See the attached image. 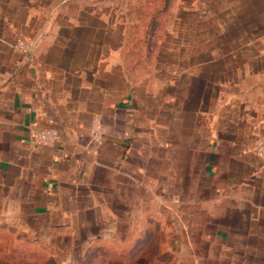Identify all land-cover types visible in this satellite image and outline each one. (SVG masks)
Returning <instances> with one entry per match:
<instances>
[{"label": "crops", "instance_id": "crops-1", "mask_svg": "<svg viewBox=\"0 0 264 264\" xmlns=\"http://www.w3.org/2000/svg\"><path fill=\"white\" fill-rule=\"evenodd\" d=\"M19 5L0 0V228L108 220L109 241L145 240L135 264H264V104L188 91L157 102L153 128L126 71L85 36L28 29ZM20 34L28 51L13 49ZM46 127L58 140L39 145Z\"/></svg>", "mask_w": 264, "mask_h": 264}, {"label": "rangeland", "instance_id": "rangeland-1", "mask_svg": "<svg viewBox=\"0 0 264 264\" xmlns=\"http://www.w3.org/2000/svg\"><path fill=\"white\" fill-rule=\"evenodd\" d=\"M17 1L15 14L29 20L28 29L85 36L118 73L126 71L153 128L157 102L172 105L188 91L198 101L203 92L215 100L219 91L237 89L250 108L264 104V0ZM104 225L100 231L92 218L40 219L35 227L4 220L0 264L144 261V239L127 249L109 241L108 220Z\"/></svg>", "mask_w": 264, "mask_h": 264}, {"label": "built area", "instance_id": "built-area-1", "mask_svg": "<svg viewBox=\"0 0 264 264\" xmlns=\"http://www.w3.org/2000/svg\"><path fill=\"white\" fill-rule=\"evenodd\" d=\"M13 49L18 51H28L30 42L26 38H17L13 43ZM59 132L54 128H41L34 134V141L39 145H52L58 140ZM90 139L99 144L103 140L102 126L98 119H94L90 127ZM256 155L264 158V133L256 141Z\"/></svg>", "mask_w": 264, "mask_h": 264}]
</instances>
